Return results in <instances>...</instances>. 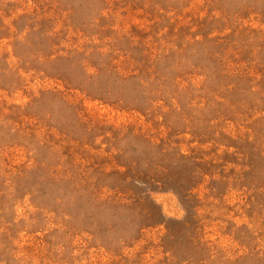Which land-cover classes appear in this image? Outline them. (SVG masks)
Returning <instances> with one entry per match:
<instances>
[{"label": "rangeland", "instance_id": "rangeland-1", "mask_svg": "<svg viewBox=\"0 0 264 264\" xmlns=\"http://www.w3.org/2000/svg\"><path fill=\"white\" fill-rule=\"evenodd\" d=\"M0 264H264V0H0Z\"/></svg>", "mask_w": 264, "mask_h": 264}]
</instances>
